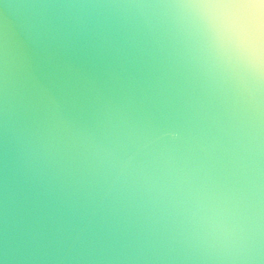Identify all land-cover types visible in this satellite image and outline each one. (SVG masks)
Masks as SVG:
<instances>
[{
	"label": "water",
	"instance_id": "water-1",
	"mask_svg": "<svg viewBox=\"0 0 264 264\" xmlns=\"http://www.w3.org/2000/svg\"><path fill=\"white\" fill-rule=\"evenodd\" d=\"M254 11L0 0V264H264Z\"/></svg>",
	"mask_w": 264,
	"mask_h": 264
},
{
	"label": "clouds",
	"instance_id": "clouds-1",
	"mask_svg": "<svg viewBox=\"0 0 264 264\" xmlns=\"http://www.w3.org/2000/svg\"><path fill=\"white\" fill-rule=\"evenodd\" d=\"M237 6L255 10L247 18L249 37L257 47L264 45V0H237Z\"/></svg>",
	"mask_w": 264,
	"mask_h": 264
}]
</instances>
